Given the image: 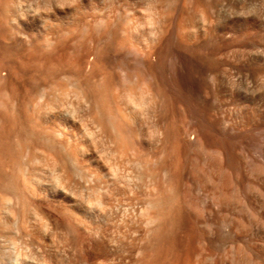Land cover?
<instances>
[{"label":"bare ground","instance_id":"obj_1","mask_svg":"<svg viewBox=\"0 0 264 264\" xmlns=\"http://www.w3.org/2000/svg\"><path fill=\"white\" fill-rule=\"evenodd\" d=\"M71 6V27L91 25L94 42L111 39L123 69L142 71L139 90L115 100L126 122L159 124V197L145 199L159 207V264H264V0H74ZM39 11L36 4L29 25ZM58 14L42 17L45 26ZM3 70L0 80L11 83L12 70ZM176 110L181 123L171 127ZM95 124L99 133L66 155L77 166L90 161L92 173L106 178L104 187L86 186V194L64 161H55L52 179L47 175L53 142L46 124H0V232L26 225L34 241L22 253L2 240L0 264H73V230H83V240L104 253L102 264L132 261L127 222L132 211L141 221L145 209L131 206L135 196H123L143 182L123 168L128 148L111 116L101 111ZM18 132L40 148L32 152ZM188 163L199 176L187 183ZM161 181L168 183L165 194ZM59 198H69L64 209L86 222L73 228L52 222L47 208ZM141 249L138 243L139 255Z\"/></svg>","mask_w":264,"mask_h":264},{"label":"rangeland","instance_id":"obj_2","mask_svg":"<svg viewBox=\"0 0 264 264\" xmlns=\"http://www.w3.org/2000/svg\"><path fill=\"white\" fill-rule=\"evenodd\" d=\"M57 2L58 0H0V76L6 73L4 68L12 70V84H5L0 80V100L4 102L3 106L0 105V124H46L47 133L53 142L47 148L44 162L47 175L52 179L56 169L55 161H64L73 170L74 181L83 190L82 194H86V186L97 183L104 187L106 178L92 173L90 161L86 160L84 165L77 166L66 155L78 143L89 141L99 133L100 127L95 124V120L101 111L110 115L128 148L129 162L123 168L132 171L134 177H140L141 183L143 182L142 189L133 188L123 196L127 200L135 196L131 206L137 209L143 205L145 209L141 221H137L132 211L127 222V248L130 250L129 259L132 260L128 264H159V233L154 231L156 222H159L156 216L159 207L145 202V199L149 201L159 197V124L126 122L115 100L123 92L139 90L144 79L142 71L123 69L112 57L114 45L111 39L106 37L100 44L94 42L96 32L91 25L86 28L70 26L67 17L71 14L74 0H59L58 3L62 5ZM36 4L40 11L35 13V24L31 26L27 19L34 15L33 8ZM53 9L59 11V14L54 21H47L52 23L48 28L42 17ZM92 15L91 11L86 15L89 24L92 22ZM97 45L100 47L98 50ZM81 90L88 92L91 98L89 102L81 99ZM174 115L175 121L170 124L171 127H177L181 123L178 110L174 111ZM106 128L109 130V127ZM18 137L23 145L31 147L32 152L40 148L38 143L27 140L21 132H18ZM58 142H62V145ZM22 162L23 167L29 166L26 157ZM30 166H41V163H30ZM190 168L192 167L189 165V170L183 177V181L187 183L199 176ZM135 183H140L137 178ZM167 184L161 181L163 194L168 192ZM184 188L187 187L184 185ZM68 200L69 198H59L51 203L47 208L50 220L62 226L69 223L72 228L76 225L80 227L79 222H86L87 219H74L62 206L64 202L66 205L72 204ZM117 217L115 228L120 230L122 216ZM83 234V230L79 233L75 230L69 232L71 238L75 237L69 258L73 260V264H102L104 253L93 249L83 240ZM139 234L142 240L137 239ZM0 235V244L2 240L12 242L22 253H28L27 247L34 242L26 225L4 228ZM138 243L142 246L140 255L136 250ZM197 249L200 251L201 247L198 246ZM53 264L62 263L55 260Z\"/></svg>","mask_w":264,"mask_h":264},{"label":"clouds","instance_id":"obj_3","mask_svg":"<svg viewBox=\"0 0 264 264\" xmlns=\"http://www.w3.org/2000/svg\"><path fill=\"white\" fill-rule=\"evenodd\" d=\"M59 9H61V10H64L65 8H59ZM54 10H55V9H53V11H52V12H54Z\"/></svg>","mask_w":264,"mask_h":264}]
</instances>
